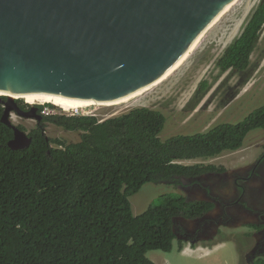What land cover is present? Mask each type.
<instances>
[{
    "label": "trees",
    "instance_id": "trees-1",
    "mask_svg": "<svg viewBox=\"0 0 264 264\" xmlns=\"http://www.w3.org/2000/svg\"><path fill=\"white\" fill-rule=\"evenodd\" d=\"M263 26L264 0L225 49L220 70L250 67ZM3 112L0 104V264H156L148 254L173 251L174 219L202 215L213 204L170 192L135 216L131 197L147 183L179 184L215 172L213 165L179 162L236 151L249 133L264 130L263 106L241 123L162 140L165 115L143 107L102 123L48 117L81 132V140L47 138L36 127L30 146L13 150L8 143L14 131L1 121Z\"/></svg>",
    "mask_w": 264,
    "mask_h": 264
},
{
    "label": "water",
    "instance_id": "water-1",
    "mask_svg": "<svg viewBox=\"0 0 264 264\" xmlns=\"http://www.w3.org/2000/svg\"><path fill=\"white\" fill-rule=\"evenodd\" d=\"M235 1L0 0V93L20 97L0 95L1 121L14 131L8 145L23 150L32 142L13 113L43 121L18 100L77 107L135 94L159 81Z\"/></svg>",
    "mask_w": 264,
    "mask_h": 264
},
{
    "label": "rangeland",
    "instance_id": "rangeland-1",
    "mask_svg": "<svg viewBox=\"0 0 264 264\" xmlns=\"http://www.w3.org/2000/svg\"><path fill=\"white\" fill-rule=\"evenodd\" d=\"M257 1L236 0L223 16L210 27L211 29L207 30L199 44L171 71L166 79L161 80L157 85L143 90L133 98L118 104L91 106L81 110L82 112L80 111L78 114L92 113L96 114L100 120H104L135 107H150L163 112L166 116L167 125L163 130L164 133H161L164 140L178 134L205 132L220 123H240L244 121L255 109L264 105V32L253 55L255 67L243 75L233 76L231 74L224 77L223 88L219 92L215 91L213 97L208 95V97L211 96L209 101L204 100L205 95L197 96L196 90L203 78L208 80L209 84L216 83L220 71L215 70L214 66L209 68L210 61L211 59H217L219 55L221 56L224 47H228L231 44L230 42L241 33L251 13L256 9ZM206 70L208 71L206 72ZM261 82H263V85ZM230 88H236V94L244 93L236 103L234 102L233 106H226V102L232 98L227 95ZM21 101L24 105L30 106L24 100ZM38 105L43 106L42 109L47 106L46 104ZM62 110L54 109L53 114H48V116L72 114ZM11 116H13L12 121L16 125L24 127L27 133L38 127V122L35 119L22 118L15 113ZM42 126L45 127L50 138H61L67 143L81 140V132L66 131L58 123L48 120L44 121ZM263 142L264 130L252 132L246 139L245 145L236 152H226L219 157L207 160L199 159L184 162H187V164L204 162L206 165L223 166L225 171L221 173L222 175H237L249 168L248 163L258 158L262 152L259 145ZM173 190L179 192L173 186L145 184L138 193L131 197L134 215L137 216L143 213L156 198L173 192ZM245 227L246 225L240 224L233 231L227 224L219 225L217 234L209 246L204 243L199 247L191 245L190 249L181 252L176 240L172 252L151 251L148 257L156 264H240L241 251L246 248L244 242L249 241H244L243 238ZM191 239L201 241L202 236L195 235Z\"/></svg>",
    "mask_w": 264,
    "mask_h": 264
},
{
    "label": "flooded vegetation",
    "instance_id": "flooded-vegetation-1",
    "mask_svg": "<svg viewBox=\"0 0 264 264\" xmlns=\"http://www.w3.org/2000/svg\"><path fill=\"white\" fill-rule=\"evenodd\" d=\"M261 2L262 0L257 1V7ZM218 64L217 59H211L209 68L214 66L215 70L220 71ZM230 73L233 74V70ZM261 84L263 85V82ZM18 104L21 109L29 111L32 115L41 114L43 121L47 118L39 106L36 107L37 110H32V107L24 105L21 100H18ZM247 165L249 168L243 173L233 175L231 178L221 175L210 178L212 181L209 187L210 192L205 190L206 194L202 199L212 202L215 208L207 215L192 220L195 222L194 230L188 229L187 232L202 236L218 224L230 222L233 219L246 226H251L253 223L257 229L254 235L247 234L246 240L252 239L258 243L255 242L252 255L245 257L243 254L242 257H244L245 264H254L255 261L264 259V152H261L258 158ZM198 179H183V185L191 184L190 186L195 188L194 197L202 196V189L195 186H200L198 183L203 178Z\"/></svg>",
    "mask_w": 264,
    "mask_h": 264
},
{
    "label": "clouds",
    "instance_id": "clouds-1",
    "mask_svg": "<svg viewBox=\"0 0 264 264\" xmlns=\"http://www.w3.org/2000/svg\"><path fill=\"white\" fill-rule=\"evenodd\" d=\"M253 13V12H252ZM252 13H251V15H252ZM250 15V16H251ZM250 18V17H249ZM248 21H249V19H248ZM248 21H247V23H248ZM246 23V24H247ZM246 26V25H245ZM245 28V27H244ZM244 30V29H243ZM243 30L241 31V33L237 36V37H235L230 43L232 44L238 37H240V35L242 34V32H243ZM263 32H264V29L261 31V34H260V38L258 39V41H257V45H256V48H257V46H258V44H259V41L261 40V35L263 34ZM227 48V46L226 47H224V49H223V51L221 52V53H223L224 51H225V49ZM255 51H256V49H255ZM255 51L252 53V55H251V59H250V61H251V65H250V67H248L246 70H237V69H232L233 70V76H235V75H237V74H241V75H243L244 73H246V72H248L249 70H251L253 67H255L254 66V64H253V55H254V53H255ZM220 56V55H219ZM219 56H218V58H217V61H219ZM187 66V65H186ZM186 66H185V68H186ZM192 70V69H191ZM208 70H206V72H207ZM206 72H205V74H206ZM219 73V76H218V78H217V80H216V83L214 84V83H211V84H209V82H208V80H206L205 78H201L200 80V82H199V85H198V88H197V90H196V95L197 96H199V95H205V98H204V100H206V101H209V97H213V93H215V91H218L219 92V90L221 89V88H223V85H224V77H226V76H229V75H231V73H230V69L228 70V74L226 73V72H218ZM219 82H221L220 84H218ZM218 85V86H215V85ZM215 87H217V88H215ZM247 92V91H246ZM244 93V92H243ZM243 93L241 92V93H239V94H236V88H230L229 90H228V92H227V95H228V97H232L228 102H226V106H230V105H232L233 106V104H235L242 96H243ZM208 95H211V96H209L208 97ZM19 99V98H18ZM221 102V101H220ZM235 102V103H234ZM47 106L44 108V109H42L41 111H42V113L44 114V115H46L47 116V118L48 117H61V116H66V117H68V118H72V117H96L97 118V115L96 114H92V113H90V114H85V112L84 113H82V114H78V113H76V115H74L73 113L74 112H66V113H72L71 115H68V114H64V115H59V116H56V115H51V116H48V114H53V110L54 109H59V110H62L61 108H58V107H56V106H54L53 104H46ZM204 105V104H203ZM210 105H212V104H210ZM28 106V105H27ZM31 106H35V105H30V107ZM36 106H41V105H36ZM100 106V105H99ZM264 106V105H263ZM262 106V107H263ZM143 107H146V106H139V107H135V108H132V109H130L129 111H131V110H133V109H137V108H143ZM52 108V109H51ZM150 108V107H149ZM261 108V107H260ZM152 109V108H151ZM257 109H259V108H257ZM257 109H255V110H257ZM153 110H156V109H153ZM63 111V110H62ZM129 111H127V112H124V113H122V114H118V115H114V116H112V117H110V118H107V119H104V120H100L99 118H97L98 120H99V122L100 123H102V122H104L105 120H108V119H111V118H114V117H118V116H120V115H123V114H126V113H128ZM156 111H159V110H156ZM82 112V111H81ZM159 112H161V111H159ZM161 113H163V112H161ZM164 114V113H163ZM166 117V116H165ZM45 121V120H44ZM44 121H42V123L41 124H38V125H40V127H42L43 129H44V131H43V133L45 134L46 133V129H45V127H43L42 126V124H43V122ZM239 122V121H238ZM227 123H229V122H226V123H220V124H217V125H215V126H213L212 128H210V129H208V130H206L205 132H199V133H207V132H209L211 129H213L214 127H216V126H218V125H221V124H227ZM237 123V122H236ZM230 124V123H229ZM233 124H235V123H233ZM165 125H167V119H166V124ZM19 127V126H18ZM164 130V129H163ZM25 131V130H24ZM26 132V131H25ZM254 132V131H253ZM252 133V132H251ZM251 133H249V135L251 134ZM28 135L30 134V132L29 133H27ZM195 134H198V133H195ZM46 136H47V138H50L48 135H47V133L45 134ZM178 135H194V134H178ZM248 135V136H249ZM175 136H177V135H175ZM248 136L245 138V141H246V139L248 138ZM160 137H161V135H160ZM170 138V137H169ZM168 138V139H169ZM52 139H54V138H52ZM63 140V139H62ZM162 140H164V139H162ZM167 140V139H166ZM244 141V142H245ZM261 146V147H260ZM259 147L260 148H262V152H264V142L262 143V144H260L259 145ZM222 154H224V153H222ZM221 154V155H222ZM220 155V156H221ZM219 157V156H218ZM216 158V157H215ZM212 159V158H211ZM200 160H202V159H200ZM203 160H207V159H203ZM193 161H196V160H193ZM192 162V161H191ZM180 164H184V165H193V164H195V163H193V164H187V162H184V161H182V162H179ZM198 164H204V165H206L204 162H198ZM214 167H216L217 168V170L215 171V172H211V173H206V174H204V175H202V176H199V177H196V178H182L181 179V183H179V184H168V183H161V184H164V185H167V186H173V187H175L179 192H176L175 190H173V192H176V193H179V194H182V196H184L189 202H199V203H201V202H204V203H211V204H213L212 202H210V201H208L207 199H202V197H203V195H205L206 194V192H205V190H208V192H210V190H209V187L211 186V183H212V181L210 180V178H212L213 176H215V175H221V176H226V175H222L221 173L223 172V171H225V168L223 167V166H221V167H219V166H217V165H214ZM219 170V171H218ZM226 177H232V175H229V176H226ZM198 178H203V180L200 182V183H198V184H200V186H195L196 188H201L202 189V196H200V197H194V192L193 191H195V188L193 187L192 188V186H190L191 184H189V185H183V179H198ZM199 180V179H198ZM172 188V187H171ZM164 195H166V194H164ZM204 203H201V204H204ZM151 205V204H150ZM149 205V206H150ZM149 208V207H148ZM215 208V206L213 205V207H212V209L210 210V211H213V209ZM148 210V209H147ZM216 210H217V208H216ZM210 211H208V212H206V213H204V214H202V215H199V216H195V217H192V218H186V217H184V215L183 214H180L179 216H177L174 220H175V228H174V230H175V233H176V236H177V238L175 239V241L177 240L178 241V247H179V249H180V251L181 252H183L185 249H190V246L191 245H194V247H199L202 243H204L206 246H209L212 242H213V240H214V237L216 236V234H217V227L219 226V225H223V224H227V225H229V227L234 231V230H236V228H237V226H234L233 225V222L235 221V219H233V218H231V219H233L232 221H230V222H226V223H221V224H218L217 226H215V227H213V228H211L208 232H206V233H204L203 235H202V240L201 241H196V240H192L191 239V237L192 236H195L196 234L194 233V232H187V230L188 229H191V230H194V226H195V222L194 221H192V220H196V219H199V218H201V217H203V216H205V215H207L208 213H210ZM145 212V211H144ZM143 212V213H144ZM142 214V213H141ZM140 215V214H139ZM246 228V230L244 229V233H243V238H244V241L246 240V235L248 234V235H254V233H255V231H256V229H257V227L253 224V223H251V226H246L245 227ZM255 240H249L248 242H244V244L246 245V248H244V249H242V255L244 254V256L245 257H248L249 255H252V253H253V251H254V246L258 243V242H256V244H255ZM174 248V247H173ZM244 257H242L241 256V263L240 264H245L244 263Z\"/></svg>",
    "mask_w": 264,
    "mask_h": 264
},
{
    "label": "bare ground",
    "instance_id": "bare-ground-1",
    "mask_svg": "<svg viewBox=\"0 0 264 264\" xmlns=\"http://www.w3.org/2000/svg\"><path fill=\"white\" fill-rule=\"evenodd\" d=\"M232 5V4H231ZM231 5H229L226 9H225V11L209 26V28L212 26V25H214L222 16H223V14L228 10V8L231 6ZM208 28V29H209ZM207 29V30H208ZM211 29V28H210ZM207 30L197 39V41L194 43V45L192 46V48L182 57V59L181 60H179L167 73H165V75H163L160 79H159V81H157L154 85H151V86H148V87H145V88H143L141 91H143V90H147V89H149V88H151L152 86H155V85H157L158 83H160V81L162 80H164V79H166L170 74H171V71L176 67V66H178L183 60H184V58L197 46V44H199V42L201 41V38H202V36L207 32ZM224 53V52H223ZM223 53L221 54V56L219 57V59L222 57V55H223ZM232 69H230V71H231ZM228 70H220V72H227ZM228 74V73H227ZM141 91H139V92H141ZM139 92H137V93H135V94H132V95H130V96H128V97H125V98H123V99H121V100H118V101H116V102H114V103H111V104H105V103H94V104H89V105H85V106H77V107H64V106H60V105H57V104H54V103H43V104H53L54 106H56V107H58V108H61V109H63V111H66V112H71V111H75L74 113H78V112H80L81 110H85V109H87V108H89V107H91V106H96V105H100V106H109V105H114V104H118L119 102H123V101H125V100H128V99H130V98H133L136 94H138ZM0 95H9V97H11V98H13V99H18V98H20V97H17V96H15V95H12V94H6V93H0ZM23 99V98H22ZM26 103H28L29 105H38V104H42V103H35V102H32V101H29V100H26V99H23ZM39 107H43V106H39ZM3 117V116H2ZM11 118H10V120L12 121L13 120V116H10ZM246 120V119H245ZM244 120V121H245ZM243 122V121H242ZM241 123V122H240ZM230 124H233V123H231L230 122ZM235 124H237V123H235ZM208 130V129H207ZM256 131H261V130H255L254 132H256ZM244 145H245V143H244ZM243 145V146H244ZM242 148V147H241ZM240 148V149H241ZM239 150V149H238ZM238 150H236V151H238ZM236 151H231V152H236ZM226 153V152H225ZM228 153H230V152H228ZM259 156H260V154H259ZM258 156V157H259ZM195 160H199V159H195ZM187 161H192V160H187ZM214 166V165H213Z\"/></svg>",
    "mask_w": 264,
    "mask_h": 264
}]
</instances>
